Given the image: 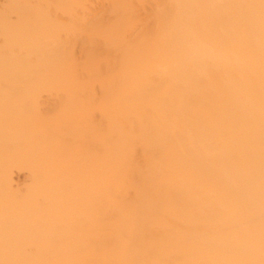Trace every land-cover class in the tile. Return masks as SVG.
I'll return each mask as SVG.
<instances>
[{
  "label": "bare ground",
  "instance_id": "obj_1",
  "mask_svg": "<svg viewBox=\"0 0 264 264\" xmlns=\"http://www.w3.org/2000/svg\"><path fill=\"white\" fill-rule=\"evenodd\" d=\"M34 10L0 48L37 97L0 128V264H264V0Z\"/></svg>",
  "mask_w": 264,
  "mask_h": 264
},
{
  "label": "rangeland",
  "instance_id": "obj_2",
  "mask_svg": "<svg viewBox=\"0 0 264 264\" xmlns=\"http://www.w3.org/2000/svg\"><path fill=\"white\" fill-rule=\"evenodd\" d=\"M35 4H36V0H0V46H1L0 48L3 49L5 47V49L11 50L12 46L16 47V49L11 50V51H13V50L15 51V55H14V51L11 54L12 57H14L18 54V52H16V51H19V49H20V52L22 50L24 51V55H26V51H27V55H29L35 49V40H36L35 38H36V32H37L36 25H38L37 24L38 22L34 16V15H36L35 10H34ZM30 6H32V10H30ZM16 22L20 23V24H16ZM15 24L17 25L16 26L17 28L15 27ZM7 25H8V27H10V25H11V27H14L15 29L14 28L9 29L7 27ZM5 27H7L8 29ZM28 52H29V54H28ZM28 77L29 76H27V77L25 76L24 77L25 80H23L24 85L28 83L27 86L29 85V82H27L29 80ZM27 86L26 87L25 86H22V87L19 86L18 89H16L15 86H8V87H1L0 88V93H1L0 94V100H1L0 106L4 107L5 109L7 108L10 111L12 110L11 114H9L8 116H9V119L13 118V120L10 121L12 123H10L8 121V123H9L8 124L7 122H5V121L9 120L8 116L2 117L0 120V124L3 125V126L0 125V128L2 127L1 129L5 130L4 126H6V129L13 128V129L19 131L25 127L24 125L26 123H27V125L34 123L35 111H36L35 107L37 106L36 90H35L34 86L31 87L29 85V88H27ZM23 89H24V91H22ZM18 90H20V92ZM34 91H35V93H34ZM29 92H30V94H29ZM44 97H45V95H44ZM23 100L26 101V103L25 102L23 103ZM21 102H22V104H21ZM6 103L8 104L9 107L7 106ZM24 104L26 106H28L27 107L28 111L25 108L26 106H24ZM10 105L12 107H10ZM13 105H14V107H13ZM19 105L22 106L21 107L22 111H21V108L16 109L15 106H19ZM14 111H16V112H14ZM33 111H34V114L32 113ZM24 112H27L28 117L30 115L31 118L29 117L30 118L29 119ZM22 114H23V116H22ZM5 118H6V120H5ZM2 119H4V121ZM26 119H28L29 121ZM24 121H27V122H24ZM13 122H16L17 124H14ZM19 123H21V124H19ZM8 125H9V127H8ZM20 125H22V126H20ZM6 134L7 133H3L2 135L4 136ZM14 159H15V157H14ZM25 174L26 173H24V172L19 174V171L18 172L16 171L15 178L20 184H22L23 181L26 180Z\"/></svg>",
  "mask_w": 264,
  "mask_h": 264
}]
</instances>
